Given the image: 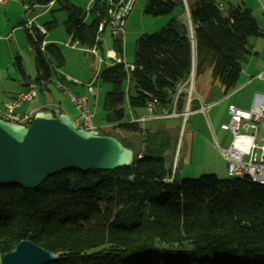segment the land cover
Here are the masks:
<instances>
[{
    "label": "trees",
    "instance_id": "1",
    "mask_svg": "<svg viewBox=\"0 0 264 264\" xmlns=\"http://www.w3.org/2000/svg\"><path fill=\"white\" fill-rule=\"evenodd\" d=\"M52 1L67 12L64 25L72 40L97 46L110 3L96 0L88 23L87 11L69 1L31 2ZM145 12L170 19L137 39L132 71L115 62L99 74L112 84L105 97L107 123L142 135L141 151L131 165L114 170H66L30 189L0 186V255L29 239L58 255L49 264H264V185L215 174L179 180L168 131L151 126L159 121L127 118L129 111L143 115L152 99L168 102L193 70L199 96L211 97L203 81L209 68L228 95L238 88L251 38L264 32L241 3L225 9L217 0H147ZM25 32L36 81L51 80L65 62L61 47L49 43L42 49L43 35ZM114 48L123 52L120 39ZM17 65L25 74L19 58ZM185 100L181 94L180 107ZM198 101L192 99V110ZM101 133L129 146L118 134Z\"/></svg>",
    "mask_w": 264,
    "mask_h": 264
},
{
    "label": "rangeland",
    "instance_id": "2",
    "mask_svg": "<svg viewBox=\"0 0 264 264\" xmlns=\"http://www.w3.org/2000/svg\"><path fill=\"white\" fill-rule=\"evenodd\" d=\"M26 1L29 2L30 0ZM19 2L21 3V0H19ZM146 4L147 0H138L134 10L131 11L126 20L124 38L120 40L123 46L122 54L124 53L125 62L129 64L134 62L135 59L137 39L142 34L152 33L163 26L160 25L158 27L160 24L158 19L162 17H168L170 19L169 15H163L161 17L147 14L145 12ZM60 6V4H56L53 9L49 8L46 11L44 9L38 10L44 13H41L42 16L36 21V24L39 22L46 25L49 21L57 19L58 25L49 31L53 35H61L63 39H67L68 35L64 26L67 12L60 9ZM82 7L87 10L85 5ZM5 11V8L1 5L0 97L8 95L3 92L5 86L10 90L19 89L22 88L25 80H36L38 76L35 64V53L26 36L24 26L21 24L23 20H27L29 17V11L26 9L17 11L16 8L11 10L10 13H5ZM86 20L89 23L91 20L90 16H88ZM103 37L104 40L101 44L103 49L99 47L100 54L97 56L92 54L91 51H87L88 47L81 43L71 41V43H65L67 40L58 43L62 49L65 62L62 66L56 67L57 74H54L50 81L38 82L36 90L42 99L50 100L53 98L57 102L64 104V101L70 102V98L63 89L57 86V82L61 76L68 77L70 75L79 79V81L75 79L72 80L83 84L93 79L94 83H92L95 92L90 97L89 109L95 112L93 123L96 129H99L103 133L118 134L129 146L133 145L135 148H142V135L136 133L125 134L117 130L115 131L113 126L106 127L107 121L104 109L105 97L106 93L111 90L112 84L103 81L99 77V74L103 68L113 63V60H111L112 58L105 57L106 51L114 46V40L116 39L109 25L105 28ZM254 38L256 37L251 39ZM96 49H98L97 46ZM18 58L22 63L25 74L22 73L17 65ZM104 60H106V63L103 65L102 61ZM245 65H247L246 62L244 63V66ZM192 75L194 76L195 85V70L192 71L190 78ZM249 78L250 77H248V79ZM60 80L65 83L68 82L64 79ZM203 81L207 88H211V97L206 99L203 98V103L204 105L214 103L211 107L206 108V110L192 111L187 120H185L183 116L174 119L157 120L159 122L151 124L153 128L157 126V128L164 129L170 134L173 150H170L169 154L173 161V171L177 170L179 180L185 178H199L205 174H215L219 178L230 177L227 160L223 156L217 143L225 147L228 146L231 143L232 134L230 131L222 129L221 124L229 120L228 107L230 104L233 103L245 109L249 108L251 101H253L251 94L255 95L256 92H264L263 90H259L256 92L254 91V93L252 90L257 83L244 84L242 86V81L240 80V87L224 96L222 94L223 88L220 83L213 78L210 68L206 70ZM67 85H69V82ZM74 86L72 88L75 90ZM69 87L71 88L70 85ZM194 93L193 97L196 98V92ZM34 100H37V97H35L33 101ZM30 102L28 101L26 105H29ZM77 115L78 112L73 116L76 117ZM130 117L131 112L129 111L127 113V118ZM1 258L2 255H0V264H2Z\"/></svg>",
    "mask_w": 264,
    "mask_h": 264
},
{
    "label": "water",
    "instance_id": "3",
    "mask_svg": "<svg viewBox=\"0 0 264 264\" xmlns=\"http://www.w3.org/2000/svg\"><path fill=\"white\" fill-rule=\"evenodd\" d=\"M135 151L114 135L78 127L67 113L37 111L30 124L0 117V186L37 188L66 170H114L133 163ZM58 255L29 239L3 253L2 264H49Z\"/></svg>",
    "mask_w": 264,
    "mask_h": 264
},
{
    "label": "built area",
    "instance_id": "4",
    "mask_svg": "<svg viewBox=\"0 0 264 264\" xmlns=\"http://www.w3.org/2000/svg\"><path fill=\"white\" fill-rule=\"evenodd\" d=\"M137 0H112L108 9L107 22L111 27L113 35L118 39H123L125 34V25L128 16L134 8ZM5 0H0V4ZM102 22V29H103ZM44 49V45L42 46ZM92 53L97 54L94 47ZM108 55L116 62L124 63L127 71L135 68L134 64L126 63L122 56L109 51ZM264 78L263 73L259 74ZM57 86L63 89L73 102L78 115L74 123L85 129L96 128L93 123L95 112L89 109V99L86 95L74 92L67 83L62 80L57 82ZM93 90V83L88 85ZM194 76L192 75L187 82L179 85L172 92V98L166 103H160L157 99H152L146 106V113L137 116L132 111L129 122L146 123L149 121L164 120L169 118L185 117L187 120L192 113L190 104L195 94ZM186 95V100L182 107L179 106L180 95ZM37 96L36 83L29 84L28 89L18 92L11 101L5 103L1 109L8 111L10 122L28 125L31 123L34 113H21L18 109L29 100ZM199 101L200 97H196ZM202 103V102H201ZM214 104V103H213ZM213 104H201L202 110L211 107ZM229 120L221 124L222 129L228 130L232 134L231 143L228 146L220 147L221 152L228 163L229 176L246 175V177L264 178V92H256L249 108H241L235 104L228 107Z\"/></svg>",
    "mask_w": 264,
    "mask_h": 264
},
{
    "label": "crops",
    "instance_id": "5",
    "mask_svg": "<svg viewBox=\"0 0 264 264\" xmlns=\"http://www.w3.org/2000/svg\"><path fill=\"white\" fill-rule=\"evenodd\" d=\"M31 1L32 0H30L29 2L26 1V0H21V3H20L19 0H5L4 3L0 4V6L3 5V7L6 10L5 13H7V12L10 13V11L13 10L14 8H16L17 11H19V10L22 11V9H26L27 11H29V17L27 18V20L26 19L23 20L21 22V24L24 26V30H25V28H28L30 30V33H32L35 36H36L37 32H40L43 35V39H44L43 45L44 46L46 44H49V43H55V44L58 45V43H61L64 40H67L65 43H68L70 41L71 42H78V41H73L72 37L68 33H67V35H68L67 39H63L61 35H59V36L58 35H53L49 31L50 29H52L53 27L58 25L57 19H53V20L49 21L46 25L45 24H41L39 22H37V24H36V21L39 20V18L42 16L41 13H44V12H39V11L42 10V9H44L45 11L47 9H49V8L53 9V7H55L56 4H60L58 1H56V2L52 1L49 4H46V5L34 3V2H31ZM63 1H69V2L79 6L81 8H83L82 6L85 5L87 7L86 11H87V17H88V16H90L89 15V11L92 8V6H93V4H94V2L96 0H63ZM102 1H104V0H102ZM105 1H108L110 3L112 0H105ZM217 1L221 5V7L225 8V9L228 8L231 5H236V4H239V3L243 4L247 8L251 9V11L253 13V16L255 17V19L257 20V22L259 24V26L261 27V29L264 32V0H254V1L253 0H217ZM240 1H242V2H240ZM249 1H251V2H249ZM137 2H138V0L136 1L135 5L137 4ZM135 5H134V7H135ZM61 7H62V5L60 6V9H61ZM133 10H134V8H133ZM168 19H169L168 17H162L161 19H158L159 23H160L158 25V27L160 25H164L168 21ZM64 22H65V20H64ZM103 24H104L103 29L102 30H98L99 34H98L97 38H98L99 43L97 44V47H98L97 54L91 52L92 54H94L96 56L98 54H100L99 49L100 48L103 49L102 45H101L102 41L104 40L103 34H104V31H105V28L107 27V25H109L108 22H107V19L103 21ZM251 45H252V53L249 55V57H248L249 59L246 61L247 65H245V66L243 65V69H242V72H241V75H240V78H239V81H238V88L240 87V80H241L242 81L241 82L242 86L244 84H255V83H257L254 86V89H256V90L253 89L252 90L253 92L254 91L256 92V91H259V90H263L264 91V78L259 76V74H261V73H263V75H264V35L263 36L262 35L258 36V37L254 38V39H251ZM94 47L96 48V46H94ZM94 47H88L87 51H91L92 48H94ZM109 51H112V52H114V53H116L118 55L116 49L113 46L112 48H110V49H108L106 51V53H105V57L106 58H108V57L111 58L109 55H107V53ZM119 56H122L124 58V53L123 54L121 53V55H119ZM111 60H113V63L116 62L113 58ZM124 60H125V58H124ZM102 63L104 65L106 63V60L102 61ZM113 63H110L109 65H112ZM130 64H133V62H131ZM248 77H250V78L248 79ZM57 79H59V78H57ZM60 79H64V80L68 81L69 85L71 86V89L74 92H76L78 94L86 95L89 100H90L91 95H93L94 92H95L94 88L91 91L89 89V87H88L89 83H91V82L94 83L93 79L91 81L87 82L86 84H83V83H80V82H75L72 79H75V80H78V81H79V79L78 78H74V77H72L70 75L68 77L61 76ZM32 82H35L36 85H38L37 84L38 82L36 80H25L23 82L22 88H19V89L10 90V89L7 88V86H5L3 92H4V94H8V95H6V96L3 95L2 97H0V109L4 107L5 103L11 101V99L14 97V95L16 93L27 90L29 84L32 83ZM73 86L75 87V90L72 88ZM195 92H196V89H195ZM196 95L198 97H200L201 101H198V104H196L197 108L193 109V110L191 109L192 111H200V110H202L201 104L203 103V98L201 96H199L197 92H196ZM36 97H37V100H34V101L33 100L32 101L29 100V102L31 101L29 105H26V103L28 104V101L25 102V104H23L18 109V111L21 112V113L33 112L35 114L37 111L45 110V108H46V110H50L56 115L64 112V113H67L69 116H71L73 119H75L77 117V116L76 117L73 116V115H75L77 110H76L73 102L71 101V99H69L70 102L64 101V104H62L60 102H57L53 98L50 99V100L42 99L39 96L38 91H37V96ZM251 97H252V100H253L254 95L251 94ZM1 105H3V106H1ZM251 105H252V101H251ZM89 107H90V104H89ZM238 107H241V106H238ZM190 108H191V105H190ZM241 108H243V107H241ZM145 113H146V110H145ZM128 119H130V118H128ZM169 119H174V118H169ZM160 124H162V123H160ZM108 126H110V125L107 123L106 127H108ZM131 148H133L134 151H139V152L141 151L140 149H142V148H139V147H137L138 148L137 149L133 145L131 146Z\"/></svg>",
    "mask_w": 264,
    "mask_h": 264
},
{
    "label": "bare ground",
    "instance_id": "6",
    "mask_svg": "<svg viewBox=\"0 0 264 264\" xmlns=\"http://www.w3.org/2000/svg\"><path fill=\"white\" fill-rule=\"evenodd\" d=\"M98 30H102V22L99 24ZM0 117L3 119H8V111L6 109H0ZM231 178L239 177L244 178L246 175H235L230 176ZM253 182L264 185V178H257V177H249ZM171 180V179H170Z\"/></svg>",
    "mask_w": 264,
    "mask_h": 264
}]
</instances>
